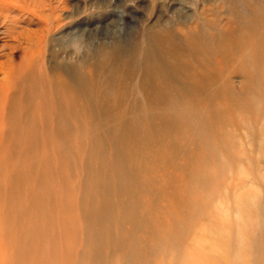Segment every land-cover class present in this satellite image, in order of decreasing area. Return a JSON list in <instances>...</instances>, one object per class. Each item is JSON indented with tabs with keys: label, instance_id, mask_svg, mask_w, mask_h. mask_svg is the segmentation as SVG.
Here are the masks:
<instances>
[{
	"label": "rangeland",
	"instance_id": "1",
	"mask_svg": "<svg viewBox=\"0 0 264 264\" xmlns=\"http://www.w3.org/2000/svg\"><path fill=\"white\" fill-rule=\"evenodd\" d=\"M254 7H259L262 17L256 16ZM262 7L264 0H0V64L8 68L6 73L0 70V83L5 75L14 83L32 64L42 79L39 73L47 75L59 60L71 73L92 71V81L100 83L105 58L122 56L137 42L147 45L150 32L157 31L162 40L175 46H161V51L172 56L183 41L182 35L194 33L199 27L205 28L201 44L213 35L214 44L225 47L231 32L240 30V12L244 11L250 22L258 24L257 33L228 61L212 60L215 83H200L194 91L182 89L179 99H171L159 108L138 99L126 117L123 107H119L118 118L100 125L96 132L100 138H93L96 144L102 143V149H88L89 159L105 162L100 171L92 170L89 162H82L81 153L73 145L62 146V150L53 146L59 141L54 133L39 135V142L45 143L34 160L18 165L20 169L16 164L8 168L17 169L22 178L25 176L24 192L39 189L33 183L39 172L51 178L48 201L43 203L45 208V204L50 205L51 235L58 239L60 192L67 187L59 181V173L70 178V191L81 195L71 199L74 207L88 201L83 197L91 192L87 179H96L99 173L101 191L111 198L119 166L113 160L116 148L109 143L116 142L122 126L128 127L133 148H120V152L127 159L126 165L129 163L126 172L133 188V227L123 224V232L129 231L131 235L122 252L112 254L111 258L110 254L102 255L103 259L90 257L83 264H119L130 251L127 246L134 250L128 260L132 264H264ZM244 20L241 18V22ZM146 57L144 50L133 53L136 63ZM186 62L191 72L185 73V77L202 74L194 63ZM201 65L206 66L207 62ZM134 72L135 78L139 76V70ZM166 121L173 122V128L159 140L163 145L175 144L177 152L171 153V148L163 145L156 149L153 146L150 152L148 142L154 141L149 135H154L151 129L166 131L162 128ZM91 138L86 136L84 141ZM60 150L65 152L62 159H73L74 166L63 169L56 154ZM173 154L175 160L169 161ZM39 159L45 167H41ZM78 175L81 180L76 181ZM9 180L5 174L0 183L6 188ZM108 203L113 200L108 199ZM105 214L112 223L107 232L113 241L105 234L101 242L115 246L114 238L118 241L121 230L116 226V217ZM2 226L1 223L0 264H13L10 256L18 237L4 234ZM18 227L20 230L21 225ZM80 238L77 236L79 241ZM79 244L76 254L81 250Z\"/></svg>",
	"mask_w": 264,
	"mask_h": 264
},
{
	"label": "bare ground",
	"instance_id": "2",
	"mask_svg": "<svg viewBox=\"0 0 264 264\" xmlns=\"http://www.w3.org/2000/svg\"><path fill=\"white\" fill-rule=\"evenodd\" d=\"M258 8L254 7L256 16L262 17L261 10ZM245 16L248 17L244 11L238 15L240 23L237 25L240 26L238 27L240 30L231 32L227 46L215 45L213 35L206 37V43L201 44L205 28L199 27L194 33L182 35L183 41L180 47L178 46L177 52L172 55V59V56L161 51V46L165 48L167 46L175 48V46L164 38L162 40L157 31L150 32L147 45L137 42L130 52L122 56L105 58L107 62L100 71L103 78L99 81L100 83L92 81V71L71 73L66 70L61 60L55 61L53 69L47 75L39 73L43 76L42 79L38 78L36 74L38 69L33 64L25 67L26 69L14 83L6 75L3 77L4 82L0 83V178L7 174L10 178V185L5 188L0 183V202L5 201V204L0 203V224H3L4 234L12 238L18 237L10 256V262L13 264H83L90 257L92 260H95V257L103 259L102 255L110 254L111 258L112 254L123 251L131 235L129 231L123 232V224L124 222L129 223L130 227H133L132 203L130 204L133 188L129 185L130 175L126 172L129 163L126 165L127 159L123 152H120V148L128 149L129 146L130 149L133 148V143L129 141L132 135L128 133L127 126H122L118 130L116 142L109 143L116 148L113 160L119 166L111 188L114 193L111 198L101 191L99 173L97 180L87 179L91 192L82 196L86 200L88 198V201L74 207L72 200L80 198L81 195L71 192L70 178L59 173L61 179L59 181L67 187L64 192H60L62 203H60L61 209L58 216L61 220L58 223L61 225V233L58 239L51 235L53 218L50 205L45 204V208V202L43 203V201H48L50 187L47 188V186L51 185V178L39 172L33 180V183L39 185V189L24 192L22 185L25 182V176L22 178L17 174V169L8 171V168H14V164L18 167V165L30 162L45 143V140L39 142V135L46 136L54 133L59 141L53 146L61 149L62 146L73 145L81 153L82 162L85 160L89 162L92 170L100 171L105 162L95 158L89 159L88 152V149L91 152L102 149V143L96 144L95 142L96 137L100 138V134L96 133L101 128L100 125L108 122L110 118H118L119 107H123V114L126 117L132 107L137 105L138 99L142 100L145 105L159 108L171 99H179L182 89L187 92L188 90L194 91L200 83L206 85L215 83L210 68L213 67L212 60L216 58L218 62L228 61L241 50L248 38L257 33L258 24L250 22ZM241 18L245 20L241 22ZM211 43L212 46H210ZM139 50H144L147 57L142 62L136 63L133 53ZM186 61L194 63L197 69L202 70V74L198 77L190 75L185 77V73L191 72ZM204 62H207L206 66L201 65ZM135 69L137 72L140 71L136 78L134 77ZM0 70L5 72L8 68L0 64ZM85 75L88 77L86 78ZM173 124V122L166 121L162 127L166 131L157 132H155V127L151 129L152 125L149 126L148 130L151 129L154 134H149L152 138L154 137L153 142H148L150 152L153 146L156 149L158 145H163L159 138L164 137L167 131L173 128ZM86 136L92 138L84 141ZM163 146L168 150L171 148V153L177 152L175 144L169 143ZM61 150L56 154L63 169L71 164L74 166L73 159H62L65 152ZM172 156L173 158L168 159L169 161L175 160L174 154ZM39 161L41 167H45L44 161L42 159ZM78 166L81 172L83 166L82 164ZM55 168H58V165H55ZM75 179L76 181L81 180V176L78 175ZM158 194L160 195L161 191ZM107 198L109 201L112 199L113 203L109 204ZM93 199L99 202L96 204ZM105 213H111V217H116V226L121 230L118 241L117 237L114 238V242H117L115 246L114 244L110 246L109 243H106V246L101 242L105 234H107V239L110 238L113 241L110 233L107 232V228L112 223ZM18 224L21 225L20 230ZM77 236L82 237L80 241ZM35 238L38 241H34ZM60 240L63 243L62 246ZM77 244L80 245L81 250L76 254ZM127 247L130 251L126 252L127 256L125 255L123 262L119 264H132L128 260L134 250L131 246Z\"/></svg>",
	"mask_w": 264,
	"mask_h": 264
}]
</instances>
